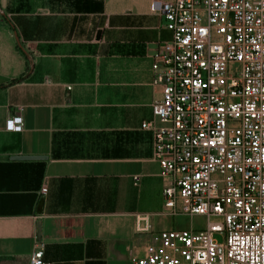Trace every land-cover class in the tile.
Listing matches in <instances>:
<instances>
[{"label": "crops", "instance_id": "0c3cea01", "mask_svg": "<svg viewBox=\"0 0 264 264\" xmlns=\"http://www.w3.org/2000/svg\"><path fill=\"white\" fill-rule=\"evenodd\" d=\"M151 1L0 0V264H30L37 242L49 264H133L155 233L186 229L164 214L141 128L170 39Z\"/></svg>", "mask_w": 264, "mask_h": 264}, {"label": "built area", "instance_id": "2783aa9c", "mask_svg": "<svg viewBox=\"0 0 264 264\" xmlns=\"http://www.w3.org/2000/svg\"><path fill=\"white\" fill-rule=\"evenodd\" d=\"M150 11L170 39L152 55L161 95L141 128L164 214L205 224L155 233L132 262L264 264V0H152ZM5 129L21 131L20 116ZM43 250L35 243L29 263L49 264Z\"/></svg>", "mask_w": 264, "mask_h": 264}, {"label": "rangeland", "instance_id": "374dc122", "mask_svg": "<svg viewBox=\"0 0 264 264\" xmlns=\"http://www.w3.org/2000/svg\"><path fill=\"white\" fill-rule=\"evenodd\" d=\"M205 224V221L201 218H196V217H183L176 219L175 226H183L186 229L188 228H202ZM216 240H220V237L216 236Z\"/></svg>", "mask_w": 264, "mask_h": 264}, {"label": "water", "instance_id": "95a60500", "mask_svg": "<svg viewBox=\"0 0 264 264\" xmlns=\"http://www.w3.org/2000/svg\"><path fill=\"white\" fill-rule=\"evenodd\" d=\"M15 160H42V157H14ZM43 198L40 199L37 212L41 214L42 211ZM37 234L40 235V224H37Z\"/></svg>", "mask_w": 264, "mask_h": 264}]
</instances>
